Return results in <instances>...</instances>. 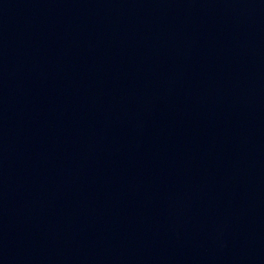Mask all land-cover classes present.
Listing matches in <instances>:
<instances>
[{"label": "water", "instance_id": "obj_1", "mask_svg": "<svg viewBox=\"0 0 264 264\" xmlns=\"http://www.w3.org/2000/svg\"><path fill=\"white\" fill-rule=\"evenodd\" d=\"M0 264H264V0H0Z\"/></svg>", "mask_w": 264, "mask_h": 264}]
</instances>
